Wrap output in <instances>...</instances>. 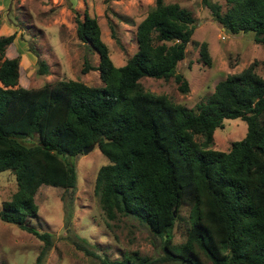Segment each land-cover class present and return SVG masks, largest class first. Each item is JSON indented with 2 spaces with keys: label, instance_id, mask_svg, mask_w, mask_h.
I'll return each mask as SVG.
<instances>
[{
  "label": "trees",
  "instance_id": "1",
  "mask_svg": "<svg viewBox=\"0 0 264 264\" xmlns=\"http://www.w3.org/2000/svg\"><path fill=\"white\" fill-rule=\"evenodd\" d=\"M225 2L222 12L221 4L203 0L223 29L251 33L264 47V0ZM74 20L78 39L99 57L94 68L85 61L83 72L97 70L101 86L62 79L20 87L19 60L5 57L14 34L0 36V172L11 171L16 181V191L1 203L0 220L43 242L33 264H44L52 246V234L32 223L34 196L42 184L75 189L70 157L90 146L108 159L94 183L106 221L137 219L162 240L163 250L158 259L97 256L100 264H264V79L255 72L258 62L218 81L207 101L192 109L139 82L172 77L181 92L188 91L176 68L189 42L211 66L207 42L192 40L195 21L177 3L155 0L136 25L137 49L122 66L112 62L95 17L75 12ZM37 72L48 73L44 60ZM235 118L246 122L245 136L227 151L212 149L214 130ZM179 222L185 240L176 246ZM83 243L74 244L91 254Z\"/></svg>",
  "mask_w": 264,
  "mask_h": 264
},
{
  "label": "rangeland",
  "instance_id": "2",
  "mask_svg": "<svg viewBox=\"0 0 264 264\" xmlns=\"http://www.w3.org/2000/svg\"><path fill=\"white\" fill-rule=\"evenodd\" d=\"M221 4L225 0H211ZM155 0H0V36L14 34L5 50V57L18 58V86L36 89L45 84L54 85L62 79L78 80L88 86H101L95 69L83 72L84 62L94 68L98 54L81 42L76 34L75 12L81 16L86 11L95 17L101 39L109 49V56L116 66H122L136 51V25L154 6ZM177 3L195 21L192 40L205 41L211 56V66L199 59L197 45L189 42L186 54L176 72L188 81V91L181 92L174 78L168 80L142 77L143 89L155 95H165L174 103L195 109L206 102L216 83L227 75L238 73L253 61L258 63L255 72L264 79V47L256 43L251 33L232 34L216 23L203 0H164ZM113 30V31H112ZM44 60L47 74L37 72L38 61ZM247 124L240 118L224 119L223 127L213 133L212 149L227 151L231 142L242 139ZM198 140L199 138L196 137ZM76 175V187L64 190L42 184L34 200L38 213L32 223L39 231L52 234V246L44 264H100L97 256L119 260L134 253L139 256L159 258L163 254L162 240L153 236L147 227L131 216H120L106 221L94 183L99 168L108 163L97 146L87 154L70 157ZM16 191L14 174L0 172L1 203ZM184 212V211H183ZM187 216V213H184ZM185 224L173 228V244L185 240ZM83 245L92 253L86 254L75 246ZM43 246L35 235L16 225L0 220V264H33ZM158 264H180L158 262Z\"/></svg>",
  "mask_w": 264,
  "mask_h": 264
},
{
  "label": "water",
  "instance_id": "3",
  "mask_svg": "<svg viewBox=\"0 0 264 264\" xmlns=\"http://www.w3.org/2000/svg\"><path fill=\"white\" fill-rule=\"evenodd\" d=\"M94 146H90L88 148H84L83 149V154H87L88 152H90L93 149Z\"/></svg>",
  "mask_w": 264,
  "mask_h": 264
}]
</instances>
